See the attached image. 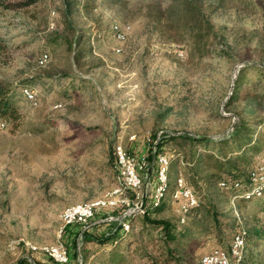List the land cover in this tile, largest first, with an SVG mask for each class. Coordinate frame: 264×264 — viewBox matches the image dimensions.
<instances>
[{
    "label": "rangeland",
    "instance_id": "rangeland-1",
    "mask_svg": "<svg viewBox=\"0 0 264 264\" xmlns=\"http://www.w3.org/2000/svg\"><path fill=\"white\" fill-rule=\"evenodd\" d=\"M180 1L39 0L21 9L0 8V78L8 81L16 108L15 117L0 119V264H54L42 247L58 238L68 250V264H103L111 247L102 243L103 235L121 221L125 228L132 221L134 232L141 226L143 209L131 210L149 200L158 153L170 162L169 188L158 203L150 199L152 206L163 201L151 218H168L178 226L196 218L190 209L183 213L171 196L182 176L196 205L208 201L217 209L218 223L208 221L212 233L199 236L191 247L196 264L214 247L229 252L238 232L247 231V247L263 248L264 238L257 244L250 238L264 229V194L242 203L217 190V184L208 188L207 165L185 161V143L171 136L227 138L237 122L234 111L250 109L247 101L229 107L226 102L242 65H264V0H190L208 23L204 54L181 32ZM158 11L160 22L154 18ZM113 26L123 38H116ZM43 53L47 60L39 63ZM248 76L263 80L255 70ZM26 88L33 101L24 96ZM254 131L253 138L263 141L264 118ZM114 148L153 165L149 180L148 172L139 171L146 197L124 189L128 204L98 209L87 225L89 236L98 240L84 242L78 224L63 227L57 237L63 209L120 188ZM199 150L216 153L218 147ZM263 156L253 157L250 169L263 162L251 170L257 186L252 181L245 196H259L264 189Z\"/></svg>",
    "mask_w": 264,
    "mask_h": 264
},
{
    "label": "trees",
    "instance_id": "trees-1",
    "mask_svg": "<svg viewBox=\"0 0 264 264\" xmlns=\"http://www.w3.org/2000/svg\"><path fill=\"white\" fill-rule=\"evenodd\" d=\"M38 1L0 0V8L5 10L21 9ZM72 3H76V0H72ZM179 3H181L182 9L179 12L181 15L177 19L181 22L179 25L182 28L181 32L189 34L192 40L191 47L197 52L204 54L206 50L204 46L205 39L208 36V23H204L200 17L199 8L191 3L190 0H181ZM174 10L171 9L169 11L170 16L173 13L175 14ZM161 17V11L156 12L154 15L158 22H160ZM249 70H255L259 76L263 77V80L259 77L256 80L250 79L248 76ZM260 88H262V91L259 90ZM13 99L14 93L8 81L0 78V119L16 116ZM240 100L247 101L250 109L246 110L245 108L242 111H234L237 116V122L234 124L229 137L215 141L210 137L184 133L172 135L171 138L185 143L187 149L182 148L181 152V156L185 161L190 164L200 161L207 165L209 172L203 176V179L208 188L217 184L219 185L217 190L228 192L230 195L235 196L236 200L238 199V201L240 200V202L244 203L248 200L259 198L264 194L263 189L259 196L254 194L248 195L249 197L245 196L253 186V182L250 179L251 170L255 164L263 162L261 158L250 169L253 157L264 152V140L257 139L258 137L253 138L255 133L254 126L261 124L264 118V113L260 114L261 110L264 112V65L262 63H248L242 65L238 70L234 79L232 93L226 102V106L229 107L233 101ZM243 112H247V116L250 119H245ZM201 146L218 147V150L216 153L212 150L200 151L199 147ZM155 155L151 156L149 160H152ZM151 170L152 167H147L148 178L151 176ZM221 182L224 183L223 186L220 185ZM147 197L149 198V196ZM162 202L158 206H152L151 200H148L146 204V199L144 198L140 220L141 226L135 232L132 231V221L130 219H127L130 223H126L128 228L124 227L122 224L124 222L122 221L112 226L101 238L102 243L109 242L111 246L101 263L134 264L133 260L136 259L135 264H196L197 255L191 250V247L197 243L199 236L212 233L208 227V221L211 218H216L217 209L210 206L208 201H198V204L190 209V211H194L196 218L178 226L176 222L168 218H151L149 216L151 212L162 210ZM212 221L214 224L218 223L217 219ZM214 224L213 226L217 229L218 226ZM79 228L81 230L82 226ZM89 230L88 226L83 229V241L98 240L89 236L87 233ZM260 233H264V229L263 231L256 230L255 237L250 238L252 239L250 241L256 240V243L252 244H257L260 238H264V234L262 235L263 237H259ZM247 236L248 233L245 231V244L239 258V264H264V244L262 249H255L251 245L247 247ZM130 245H133V247H130ZM81 257L84 261L86 254H81Z\"/></svg>",
    "mask_w": 264,
    "mask_h": 264
},
{
    "label": "bare ground",
    "instance_id": "bare-ground-1",
    "mask_svg": "<svg viewBox=\"0 0 264 264\" xmlns=\"http://www.w3.org/2000/svg\"><path fill=\"white\" fill-rule=\"evenodd\" d=\"M113 32H114L116 38H118V39L123 38V34L119 31H116L115 27H114ZM46 60H47V54L43 53L39 57V63H43ZM24 90H25L24 91L25 97L28 95L33 96V92L31 91V89L26 88ZM27 98L30 99L29 96ZM57 105L60 106L59 103ZM158 154L155 156V158H158ZM135 157L136 156L133 154L122 153L121 162L123 163V165H127V174L131 178L134 179V183H137V189H141L142 188V180L139 176V171L141 169L139 167V163H135ZM168 163H169V160H168L167 156L162 154L161 158L159 159V174H158L157 183L155 185V192L151 193V196H150V199L152 201H154L155 203H158L164 197V195L168 189V179H167ZM181 178L182 177H178L176 179L175 188L171 192L172 198L177 200V201H180V206H181V199H180V197H178V194L180 191L183 190V181H181ZM250 179H251V181H253L255 183V186H257V177L253 172H251ZM221 184H223V182H221ZM116 189H120V188L116 187L111 192L110 195H106L103 199L99 198V199H95V200L75 203V204L69 205L68 207L63 209L60 213V220L62 223V227H61L57 237H61V232L63 230V227L71 225L72 217H74L75 214H82L83 212H86V211H96V210H98L104 206L109 207L110 202H112V194L114 193V191ZM185 197H188V201L194 202V206L196 205V202H197L196 197L191 192V190H185ZM189 209H190V207H182L181 208L183 213L188 212ZM262 215L264 217V210L262 212ZM244 236H245L244 232H238L232 236V241H231L232 246L230 244L229 252H226L221 247H214V248L210 249L209 251L205 252L200 258V264H216V263L212 262V257L214 254L219 255L220 261H228V259H234V260L238 259L240 257L239 255H241L243 252L244 241H245ZM60 242H61V240L58 238V240L55 244L43 246L42 250L45 253H53L56 251V244H60ZM225 264H232V262H225Z\"/></svg>",
    "mask_w": 264,
    "mask_h": 264
},
{
    "label": "built area",
    "instance_id": "built-area-1",
    "mask_svg": "<svg viewBox=\"0 0 264 264\" xmlns=\"http://www.w3.org/2000/svg\"><path fill=\"white\" fill-rule=\"evenodd\" d=\"M28 95V94H27ZM30 99L33 101L35 98L32 95H28ZM57 104H55L56 107ZM115 152V161L117 163V171L121 173V186L120 189H116L114 193L112 194V202H110V207H116L121 206L123 204H128L127 197L123 194L124 189H129L133 191L135 194V198H142L145 196V190L142 193L141 189H137V183H134V179L131 178L127 174V165H123L121 162V155L122 150H117V148H114ZM162 154H158V158H154V161L157 165L156 167V176H155V183L152 185L149 191V200L151 193L155 192V185L158 180V174H159V159L161 158ZM135 163H139V167L144 173L147 175V167H149V163L146 161L144 157H135ZM153 165H151L152 167ZM147 180L149 178L147 177ZM181 181H183V190L179 192L178 197L181 199V208L182 207H194V202L188 201V197H185V190H192L185 182L183 176L181 178ZM143 207V203L140 202L139 204H135L133 209L131 211H139ZM99 210L96 211H86L82 214H75L74 217H72L71 225L78 224L85 228L89 221L94 217L95 213H97ZM180 211V208H179ZM126 214V213H124ZM108 219H112V217H109ZM123 224V223H122ZM232 246V242H231ZM49 257L52 261L59 263V264H66L70 260V256L68 253V250L64 243L61 241L60 244H56V251L53 253H44ZM212 262L216 264H225V262H232V259H228V261H220L219 255L214 254L212 257Z\"/></svg>",
    "mask_w": 264,
    "mask_h": 264
},
{
    "label": "crops",
    "instance_id": "crops-1",
    "mask_svg": "<svg viewBox=\"0 0 264 264\" xmlns=\"http://www.w3.org/2000/svg\"><path fill=\"white\" fill-rule=\"evenodd\" d=\"M107 218H102V220H106ZM101 220V219H100ZM52 261V260H51ZM54 262V261H53ZM54 264H59V263H56V262H54ZM66 264H68V263H66Z\"/></svg>",
    "mask_w": 264,
    "mask_h": 264
}]
</instances>
